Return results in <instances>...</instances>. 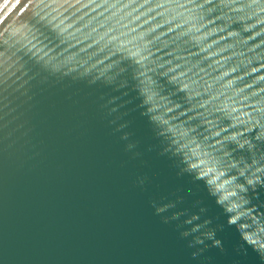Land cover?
Masks as SVG:
<instances>
[{
    "label": "water",
    "instance_id": "obj_1",
    "mask_svg": "<svg viewBox=\"0 0 264 264\" xmlns=\"http://www.w3.org/2000/svg\"><path fill=\"white\" fill-rule=\"evenodd\" d=\"M264 0H0V264H264Z\"/></svg>",
    "mask_w": 264,
    "mask_h": 264
},
{
    "label": "clouds",
    "instance_id": "obj_2",
    "mask_svg": "<svg viewBox=\"0 0 264 264\" xmlns=\"http://www.w3.org/2000/svg\"><path fill=\"white\" fill-rule=\"evenodd\" d=\"M259 256L261 258V261H264V249L259 250Z\"/></svg>",
    "mask_w": 264,
    "mask_h": 264
}]
</instances>
